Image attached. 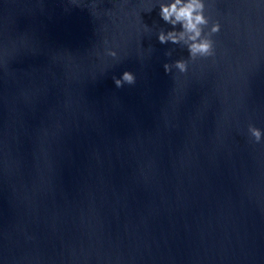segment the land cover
Here are the masks:
<instances>
[{
	"label": "water",
	"instance_id": "obj_1",
	"mask_svg": "<svg viewBox=\"0 0 264 264\" xmlns=\"http://www.w3.org/2000/svg\"><path fill=\"white\" fill-rule=\"evenodd\" d=\"M169 2L0 0V264H264V0L183 75Z\"/></svg>",
	"mask_w": 264,
	"mask_h": 264
},
{
	"label": "clouds",
	"instance_id": "obj_2",
	"mask_svg": "<svg viewBox=\"0 0 264 264\" xmlns=\"http://www.w3.org/2000/svg\"><path fill=\"white\" fill-rule=\"evenodd\" d=\"M205 9V0H171L169 3L159 4L158 15L171 30L161 29L158 33V42L161 45L168 43L180 45L188 52L187 60L180 59L163 65L166 75L171 74L173 69L181 75L186 74L189 61L214 57L215 41L212 37L220 32L221 25L218 21H211V18L205 15ZM210 21V30L206 32ZM106 55L116 58L117 53L109 50ZM165 55L171 57L172 51H167ZM113 82L119 89L124 85H134L136 78L133 73L124 71L119 78L113 77ZM248 131L256 143L261 141V130L250 125Z\"/></svg>",
	"mask_w": 264,
	"mask_h": 264
}]
</instances>
